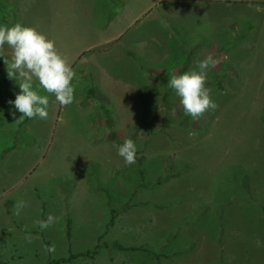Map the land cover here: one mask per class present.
Here are the masks:
<instances>
[{
  "label": "rangeland",
  "instance_id": "rangeland-1",
  "mask_svg": "<svg viewBox=\"0 0 264 264\" xmlns=\"http://www.w3.org/2000/svg\"><path fill=\"white\" fill-rule=\"evenodd\" d=\"M146 1L126 0L119 25ZM101 2L0 0V25L44 33L79 78L71 105L41 89L48 118L16 121L22 114L8 101L20 89L0 58V264H48L96 246L93 257L64 264H264V2L185 3L195 9L192 30L176 20L172 0L149 4L121 48L99 39ZM208 54L217 66L205 86L217 107L182 128L168 80ZM0 55L9 59L11 49ZM217 73L230 81L215 85ZM104 109L118 137L135 142L144 183L107 139ZM182 165L189 168L153 185ZM50 214L55 223L41 229Z\"/></svg>",
  "mask_w": 264,
  "mask_h": 264
},
{
  "label": "clouds",
  "instance_id": "clouds-1",
  "mask_svg": "<svg viewBox=\"0 0 264 264\" xmlns=\"http://www.w3.org/2000/svg\"><path fill=\"white\" fill-rule=\"evenodd\" d=\"M7 45L11 49L9 59H4L7 76L16 82L20 91L14 100L8 103L22 115V118H48L49 95L62 106L74 102V79H79L66 58L55 46V41L38 31L35 27L17 22L12 25H0V50ZM217 66V59L212 54L195 61V68L173 74L168 80V86L179 97V102L186 116L194 120L208 110H215L217 105L211 99L206 88L207 73ZM34 80L37 87H34ZM19 81V82H17ZM49 95H41L40 90ZM15 115V112H13ZM117 155L125 165L136 163L137 146L132 139H125L115 146ZM23 207V202H17V210ZM55 223L50 214L45 221L39 222L41 229ZM49 252L54 246H49Z\"/></svg>",
  "mask_w": 264,
  "mask_h": 264
},
{
  "label": "crops",
  "instance_id": "crops-1",
  "mask_svg": "<svg viewBox=\"0 0 264 264\" xmlns=\"http://www.w3.org/2000/svg\"><path fill=\"white\" fill-rule=\"evenodd\" d=\"M172 1L177 5V7H174L175 12L173 13L177 17L176 20L178 21L179 24H181L182 22H185V20L188 21V30H192L191 28L192 18H190V16H192V12H194L195 9L183 8V5L185 3L190 4V2L192 3L199 2L202 4L209 5L211 3H217V1L218 2H228V1L264 2V0H172ZM164 2L165 0H150L149 3L146 1L143 7H140L136 11V13H134L132 17H130L129 21L125 23V25H119L118 20L121 16L122 10L127 6L126 0H108L107 4L101 2V5H99V7H101L99 12L101 14L103 13L104 10H107V12L104 13L106 15L101 16L103 20L99 21V24L97 26L100 32V33H97L99 36V39L101 41L110 42L116 45V47H120V48L125 47L128 44V42L131 41V38L129 36L131 29H133L135 24L139 23L137 22L139 19H141L144 15L147 14L149 4L159 5V3L165 4ZM187 17H189V20H187ZM217 21L218 22L220 21L219 25L222 23V12L221 11L219 13L217 12L216 14L214 22H217ZM110 27L111 29L109 30ZM112 27H114L113 30H112ZM107 28H108V32H107ZM99 34L102 35L103 37H101ZM123 41H126L127 43L124 44L122 43ZM138 43L141 44V42H138ZM2 205H3L2 215H4L5 218H7L8 210L4 209V203Z\"/></svg>",
  "mask_w": 264,
  "mask_h": 264
},
{
  "label": "trees",
  "instance_id": "trees-1",
  "mask_svg": "<svg viewBox=\"0 0 264 264\" xmlns=\"http://www.w3.org/2000/svg\"><path fill=\"white\" fill-rule=\"evenodd\" d=\"M224 76H226V75H220V74L217 73L215 75L210 76L211 77L210 81L211 82L214 81V84L216 85L217 83H219V78H223L224 79L225 78ZM226 77H227L226 80L230 81L229 76H226ZM86 94L88 96H90V97H95L96 96L95 88H90L89 87L86 90ZM163 97L165 98L166 94ZM191 119H192V117L186 116L184 114V110L182 108L181 116H180V119H179V122H178L180 127H182V128L187 127L189 125ZM104 123H105L106 130H107V134H106L107 139L109 141L115 143V144H118V145L122 144L123 141L118 137L116 130H114V121H113V119H112V117L109 114V111L107 109H104ZM141 165H142V162L140 160L137 161L136 169L138 171L139 178L144 183L145 178H146L145 171H144L145 168L142 167ZM188 168H189V166L182 165V166H178V168L175 169V170H171L170 169L169 171H166L162 175L158 176L156 181L153 182V185H160L164 181H167V180H169L172 177L180 175L183 172L182 169L186 170ZM241 187L246 193L249 192V179H248V176L246 174H243V176L241 177ZM259 208H260V212L262 214V217L264 218V205L260 204ZM7 213H9V212L7 211ZM218 219H219V223L222 225L223 221H222V213H221L220 209H218ZM70 223H71L70 218H67V220L65 222V235H66V237H69V235H70ZM112 247L117 248V249H122V246L120 244H118L117 242H114L112 244ZM96 253H97V246L94 247V248H91V249L88 248L86 250H83V251H80V252H77V253H68L67 256H61V257H58V258H51V259H49V261L47 263L48 264L70 263V262H72L73 260H75V259H77L79 257H89V258H91ZM151 254L154 255L156 258L159 257V254H154V253H151Z\"/></svg>",
  "mask_w": 264,
  "mask_h": 264
}]
</instances>
